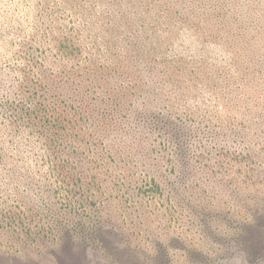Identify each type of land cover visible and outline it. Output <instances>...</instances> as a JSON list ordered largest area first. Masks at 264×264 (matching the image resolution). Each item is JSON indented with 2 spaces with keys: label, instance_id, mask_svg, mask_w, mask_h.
<instances>
[{
  "label": "rangeland",
  "instance_id": "374dc122",
  "mask_svg": "<svg viewBox=\"0 0 264 264\" xmlns=\"http://www.w3.org/2000/svg\"><path fill=\"white\" fill-rule=\"evenodd\" d=\"M80 2L0 0V264H264V0H88L73 14ZM59 32L97 64L116 37L113 116L92 71L60 60ZM59 76L92 114L60 126L115 135L68 165L9 160L11 146L40 154L44 119L55 132Z\"/></svg>",
  "mask_w": 264,
  "mask_h": 264
},
{
  "label": "trees",
  "instance_id": "16d2710c",
  "mask_svg": "<svg viewBox=\"0 0 264 264\" xmlns=\"http://www.w3.org/2000/svg\"><path fill=\"white\" fill-rule=\"evenodd\" d=\"M80 1L83 2L69 4V8L73 9L72 11L73 14L77 12V9H75L76 7L80 6L84 2L88 3L86 2L88 0H80ZM168 2L169 1H166L165 5L163 6L151 1L147 9L150 11V9L152 10L153 7L154 8L158 7V11L166 10L173 12V7ZM118 25L119 23L117 22V25L113 26V31H115L114 35L117 34L116 27ZM116 42L117 39L115 36L111 35L110 37L107 38L105 42V48L107 53L106 58H104V60H102L100 63L97 64L95 63L97 61L90 62L93 60H89L90 57H88L86 54H81V51L85 49L81 48V45L78 43V39L76 35L71 36V34L68 35L59 32L54 40L55 48L57 51L56 53L58 54L62 62L74 63L75 67L77 68L85 67V69H88L86 71L83 70L82 71L83 74L92 71L91 75L92 77H94L93 75H95L96 81L98 82L97 88L100 90V92L104 93L105 95L106 93H108L109 96L112 95V97H110L111 99L108 98L105 99L108 101V102L106 101V103L110 106V110L112 111L111 116H113V112L115 111V108H117L118 106H122V103H124L120 101L123 98V96L115 95V92L112 90V88H110L109 85L110 80L113 77H118L120 73L123 72V70H120L119 73L120 67L118 69V67L117 68L115 67L116 64H113L118 62L117 61L118 59L116 57L118 55L115 53L117 50ZM135 54H136L135 52H131V51L127 53V56L126 57L124 56L125 57L124 59L121 60L119 59V66H122V64L124 66L125 64L126 67L129 61V57H133ZM110 58L115 59V61H113L112 63H108L109 61H107L106 59H110ZM87 59L89 61H87ZM108 67L110 69L113 68L112 69L113 72L109 71ZM82 72L80 71V73ZM128 74H130V72ZM168 79L170 80L171 77H169ZM71 82L72 81H70L69 78L67 77L63 78L59 76L58 84H57V88L59 89V95L55 100V105H53L55 107L54 109H52V111L55 112L54 121H53L54 122L53 126H56L55 132L52 135H50L49 132H47L48 130L45 129V127H43L44 123H46L45 119L41 124L42 128L33 131V133H37L39 139L41 140L42 149H40L41 150L39 152L40 154H38L37 150L33 151L31 147L30 146L28 147L26 144L11 146L7 148V157L9 160H13V159L15 160V158L17 157L18 159H22V162L23 161L29 162L31 161V159H33L36 156H39L40 158L44 156L45 158H49L53 160L57 159L58 161H61L60 162L61 164L64 163L62 161H65L67 162L68 165L71 164L75 158L83 159L86 158V156L88 158L89 155L85 156L83 152H85L86 149H89L91 147L93 149H96V151L99 152L100 154L104 153L105 149L102 145L105 139H107V137L111 132H113L112 135H115L114 133H116V130L114 129L110 130V128L107 129L104 127H102L103 128L102 130L101 127H99V130H101V132L99 133L94 130H90L89 128L88 131H86L84 128L77 126H73L71 128H67L64 130V128L60 126L61 122H66V123L69 122V120H67V116H66L67 114H69L72 117L78 118V121H80L83 124H85L86 121H88L92 117L91 111L88 110L87 104L86 105L81 104V106L77 109V107H74V105L71 103L72 102V100L70 99L71 97L65 96V92L63 91L68 89L67 86ZM124 99L122 101H124ZM21 103L23 105L19 104V106L21 107L20 111H22V109L24 111H23V115L22 114L17 115V118L19 119L20 117L25 118L24 116L26 115V112L28 111L29 108V105L26 104L27 103L26 101H21ZM15 108L17 109V106H15ZM62 114H64L63 117H61ZM113 120L110 121L109 119H106L104 122L106 124H110ZM30 127L31 126H29V130ZM96 142H98L99 144H97ZM89 158H93V157H89ZM87 162H95V161L89 159L87 160ZM60 163H56V168L60 167L59 165ZM12 167L13 165L9 167V169H11ZM65 169H66L65 173H69V170L67 168ZM73 172L76 173L78 171H73Z\"/></svg>",
  "mask_w": 264,
  "mask_h": 264
}]
</instances>
